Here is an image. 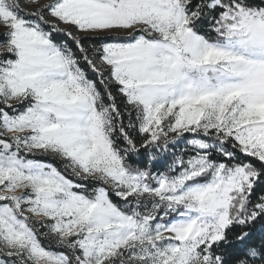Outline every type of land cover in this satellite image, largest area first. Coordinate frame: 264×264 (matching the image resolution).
Listing matches in <instances>:
<instances>
[{
    "label": "snow or ice",
    "instance_id": "snow-or-ice-1",
    "mask_svg": "<svg viewBox=\"0 0 264 264\" xmlns=\"http://www.w3.org/2000/svg\"><path fill=\"white\" fill-rule=\"evenodd\" d=\"M0 264H264V0H0Z\"/></svg>",
    "mask_w": 264,
    "mask_h": 264
}]
</instances>
